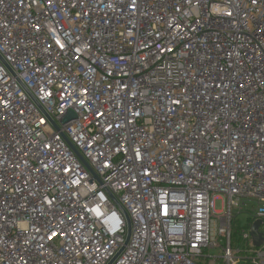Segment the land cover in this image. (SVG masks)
<instances>
[{
    "label": "built area",
    "instance_id": "obj_1",
    "mask_svg": "<svg viewBox=\"0 0 264 264\" xmlns=\"http://www.w3.org/2000/svg\"><path fill=\"white\" fill-rule=\"evenodd\" d=\"M218 263L264 264V0H0V264Z\"/></svg>",
    "mask_w": 264,
    "mask_h": 264
},
{
    "label": "rangeland",
    "instance_id": "obj_2",
    "mask_svg": "<svg viewBox=\"0 0 264 264\" xmlns=\"http://www.w3.org/2000/svg\"><path fill=\"white\" fill-rule=\"evenodd\" d=\"M215 209L222 210V202L219 199L215 200ZM249 212H250L249 206H245V207H242V209L240 210L233 211L234 217H233V224H232V229H233L232 238H233V244L235 246L239 245V237H240V233L242 229L247 227ZM261 229H263V226L261 227ZM207 253L214 255V256L220 255L219 250H216V249H211L207 251ZM202 262H205V259H202Z\"/></svg>",
    "mask_w": 264,
    "mask_h": 264
},
{
    "label": "water",
    "instance_id": "obj_3",
    "mask_svg": "<svg viewBox=\"0 0 264 264\" xmlns=\"http://www.w3.org/2000/svg\"><path fill=\"white\" fill-rule=\"evenodd\" d=\"M128 222V232H127V237H126V241L129 237V231H130V226H129V220H127ZM260 225V221H255L252 226H251V230L250 233L252 235L253 238V242L255 245H259V240L262 238V235L260 232H258V226Z\"/></svg>",
    "mask_w": 264,
    "mask_h": 264
}]
</instances>
